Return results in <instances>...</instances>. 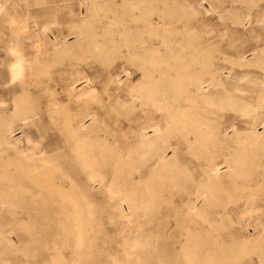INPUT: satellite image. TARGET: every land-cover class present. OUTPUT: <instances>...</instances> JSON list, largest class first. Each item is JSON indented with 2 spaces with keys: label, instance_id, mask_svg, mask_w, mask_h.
<instances>
[{
  "label": "rangeland",
  "instance_id": "1",
  "mask_svg": "<svg viewBox=\"0 0 264 264\" xmlns=\"http://www.w3.org/2000/svg\"><path fill=\"white\" fill-rule=\"evenodd\" d=\"M230 1L116 0L98 17L94 0H0V114L14 144L1 147L2 192L10 193L5 174L18 166L17 152L35 146L83 210L68 217L66 201H42L16 172L14 203L0 206V264H264V177L258 188L254 180L264 154L251 144L244 152L242 139L253 115L243 116L244 102L264 111V0L251 9ZM147 9L166 25L126 30L148 39L134 48L120 19ZM71 123L78 139H69ZM256 129L263 134L262 123ZM143 136L157 139L159 153H146ZM98 145L108 158L92 180L81 157ZM209 166L219 179L209 180ZM199 192L203 215L189 208Z\"/></svg>",
  "mask_w": 264,
  "mask_h": 264
},
{
  "label": "bare ground",
  "instance_id": "2",
  "mask_svg": "<svg viewBox=\"0 0 264 264\" xmlns=\"http://www.w3.org/2000/svg\"><path fill=\"white\" fill-rule=\"evenodd\" d=\"M208 1V0H207ZM202 2H204V1H202ZM232 4L233 3H235V2H241L242 3V5H241V8H243V6L245 7V8H248V9H251L252 8V6L253 5H256V0H231L230 1ZM37 3V2H36ZM92 3V2H91ZM94 3H95V5H96V12H97V16L98 17H106L107 15H108V8H107V6H112L111 4H113V5H116L117 4V2H116V0H94ZM199 3V2H198ZM167 5V4H166ZM198 5H200V4H198ZM211 5H212V3H211ZM126 6V5H125ZM124 6V7H125ZM203 6V5H202ZM213 6V5H212ZM59 7V6H58ZM92 7V6H91ZM126 9V8H125ZM61 10V9H60ZM57 11H59V10H57ZM126 11V10H125ZM110 12V11H109ZM114 12V11H113ZM163 12V11H162ZM118 14V13H117ZM244 14V13H243ZM247 17L250 15V12L248 13V14H245ZM55 16H57V15H55ZM128 16V15H127ZM94 17V16H93ZM122 17H123V15H122ZM251 17V16H250ZM124 18V17H123ZM165 15H162V13H156V12H154L152 9H147V11H145V12H141V14H139V15H136V14H132L131 15V18H129V19H120V23L122 24V26H124V32L126 33V30H131V29H134V30H136V31H153V30H155V28H157V27H159V26H162V25H166V22H165ZM249 19V18H248ZM116 20V19H115ZM100 21V20H99ZM251 21V20H250ZM47 24V23H46ZM55 24H57L56 22H55ZM118 24V23H117ZM141 24H143L144 26H142ZM59 25V24H58ZM113 25V24H112ZM155 25H157V26H155ZM159 25V26H158ZM42 26V25H41ZM45 27V26H44ZM49 27V26H48ZM122 29H123V27H122ZM160 32V31H159ZM125 33H124V35H125ZM155 33H156V31H155ZM79 34V33H78ZM126 35H127V33H126ZM59 38V37H58ZM113 38V37H112ZM119 38V37H118ZM153 38H155V34L153 35ZM165 38V37H164ZM18 39V38H17ZM21 40V39H20ZM55 40H57V39H55ZM114 40V39H113ZM116 40V39H115ZM125 40L127 41V42H129V44L130 45H132L134 48L135 47H137L138 46V43H139V45H142L144 42H146L148 39L147 38H145V37H136V36H134V35H132V34H128L127 36H126V38H125ZM257 41H258V39H257ZM54 42V41H53ZM113 43V42H112ZM115 43V42H114ZM124 43H126V42H124ZM152 43V42H151ZM22 44V43H21ZM56 45V44H55ZM126 45V44H125ZM124 45V46H125ZM41 46V45H40ZM105 46V45H104ZM103 46V47H104ZM123 46V47H124ZM129 46V45H128ZM144 46V45H143ZM153 46V45H152ZM156 46V45H155ZM10 46H8V48H9ZM42 47V46H41ZM98 47V46H97ZM122 47V46H121ZM154 47V46H153ZM157 47V46H156ZM7 48V47H6ZM36 48H38V47H36ZM128 48V47H127ZM133 48V49H134ZM257 48V46H255L253 49H256ZM260 48V47H259ZM13 49V48H12ZM28 49V48H27ZM39 49V48H38ZM103 49H105V48H103ZM131 49V48H130ZM132 49V50H133ZM141 49H145V48H141ZM150 50V48H147V50ZM152 49V48H151ZM155 49V48H154ZM97 50V49H96ZM129 50V49H128ZM135 50V49H134ZM133 50V51H134ZM93 51V50H92ZM136 51H138V50H136ZM156 51V50H155ZM159 51V50H158ZM29 52H30V50H29ZM130 52V51H129ZM148 52V51H147ZM151 52V51H150ZM149 52V53H150ZM153 52V51H152ZM252 52V51H251ZM9 53V52H8ZM60 53V52H59ZM10 54V53H9ZM29 54V53H28ZM41 55V54H40ZM39 55V56H40ZM135 55H136V53H135ZM151 55H153V53H151ZM159 55V54H158ZM130 56V55H129ZM128 56V57H129ZM147 56V55H146ZM211 56V55H210ZM213 56H215V55H212V57ZM38 57V56H37ZM232 57V56H231ZM245 57V56H244ZM35 58H36V56H35ZM170 58V57H169ZM255 58V57H254ZM257 58V57H256ZM210 59H211V57H210ZM243 60V59H242ZM127 61V60H126ZM132 61V60H131ZM226 61V60H225ZM235 63V62H234ZM259 66H260V68H262L263 70H264V58H263V61H260L259 62ZM205 66V65H204ZM39 68H41V67H39ZM140 68V67H139ZM14 69V68H13ZM145 69V68H144ZM186 70V69H185ZM1 71V70H0ZM14 71L16 72V69H14ZM18 71H20V70H18ZM223 71H226V70H223ZM229 72V71H228ZM225 73V72H224ZM10 74V73H9ZM12 80V79H11ZM81 80V79H80ZM194 80H196V79H194ZM210 82V81H209ZM151 83V82H150ZM261 84H262V86H263V89H264V79L261 81ZM72 86V85H71ZM73 87H75V86H73ZM200 89V88H199ZM202 89V88H201ZM200 89V90H201ZM2 90V89H1ZM200 90H198V91H200ZM2 93H3V91H2ZM261 93V92H260ZM262 93H264V92H262ZM22 94V93H21ZM82 94H84V92H82ZM260 96V95H259ZM261 98V97H260ZM258 101H259V99H258ZM250 103V102H249ZM258 104V103H257ZM248 103L247 102H244V107H243V116H248V115H250V113H252L253 112V115H252V120H251V127H252V130H250V132H248L249 130H247V132L248 133H246L244 130H243V132H245L243 135H242V139H245L244 140V152H246L247 150H249V148H248V146H250V144L254 147V148H257V150H258V152H262V153H258V154H264V141L263 140H261V139H264V131H263V134H260V133H258L257 132V129H256V126H257V123L258 122H260V123H262L263 124V126H264V111H261V112H259V111H257L256 110V108H250V106L248 107ZM255 106V105H254ZM253 106V107H254ZM259 106V105H258ZM256 107V106H255ZM17 108H22L21 110H23V107H22V105H19V104H17ZM259 109V108H258ZM11 112H12V110H11ZM130 115V114H129ZM90 116V115H89ZM130 117V116H129ZM27 118H29L28 116H24L23 117V119L24 120H26ZM92 119L93 120H95L96 119V114H92ZM28 120V119H27ZM243 122H250L249 120H247V119H243ZM80 125V124H79ZM70 127L67 129V133H68V135H69V139H78V138H76V136L79 134L78 133V130H77V128L75 127V125L74 124H70L69 125ZM82 126V125H81ZM81 126L79 127V128H81ZM260 126V125H259ZM262 126V125H261ZM88 127V126H87ZM155 127V126H154ZM133 128V127H132ZM150 128V127H149ZM152 128V127H151ZM88 129V128H87ZM146 129V128H145ZM155 129V131L157 130V128H154ZM147 130V129H146ZM9 131H11V129H10V124L8 125V123H7V121H5V120H3L2 119V117H1V114H0V173H1V167H2V159H3V157H2V151H4L3 150V148H1L2 147V145L3 144H5V145H8V147H7V149L8 148H13L14 147V144L10 141V139H9V136H8V133H9ZM145 131V130H144ZM242 131V130H241ZM158 132V131H157ZM158 133H160V132H158ZM239 133V132H238ZM151 134V133H150ZM153 134H154V132H153ZM156 134V133H155ZM163 134H165V133H163ZM162 134V135H163ZM140 135H141V132H140ZM169 135V134H168ZM240 135V134H239ZM148 136V135H147ZM154 136V135H153ZM157 136V135H156ZM14 137V136H13ZM139 137V136H138ZM142 137V136H141ZM144 138L142 139V144H143V146H144V148H145V151H146V153H148V154H151V155H154V154H157V153H159V149H160V147H159V145H158V143H157V139H155L154 137H153V139H151V138H146L145 136H143ZM151 137V136H150ZM164 137V136H163ZM167 138V137H166ZM163 140V139H162ZM162 140H161V142H162ZM13 141V140H12ZM59 141V140H58ZM22 142V141H21ZM166 142V141H165ZM56 143V142H55ZM55 143H53V144H55ZM94 143V142H93ZM22 144V143H21ZM168 144H170L169 142H168ZM190 144H191V142H190ZM29 145V144H28ZM52 146V145H51ZM93 146V145H92ZM166 146V145H165ZM24 147V146H23ZM97 147V146H96ZM177 146H175V147H173V148H176ZM20 148V147H19ZM47 148H48V146H47ZM191 148H193L192 146H191ZM83 149V148H82ZM72 150V149H71ZM91 150L92 149H90L89 150V152H90V155H85V156H83V157H81V161L83 162V164L84 165H87V166H89V168L91 167L92 169H91V171H90V173H89V178H91L92 180L93 179H95V177L96 176H98V173H97V165L99 166V161L98 160H101V159H106L105 158V156L107 157V155H105L104 156V153H103V148L102 147H100L99 145H98V147H97V150H96V152H91ZM176 150V149H175ZM253 150V149H252ZM6 151V150H5ZM41 151H43L42 149H41ZM84 151V150H83ZM93 151V150H92ZM121 151V150H120ZM174 151V150H173ZM85 152V151H84ZM17 153H19V154H21V158H20V160H17V161H15V163H14V161L12 162H10V164H16L17 162H18V166H16L15 167V171H14V169L13 170H10L9 171V173H6L5 174V177H6V179H8V181H10L9 183H10V188H8L9 189V192L11 193V191H12V189L14 188V186H13V183H12V181L14 182L16 179V174L18 173V174H20V175H18V178H19V176H21V174H27V176H29L28 178H29V180H30V182L32 183V184H34V185H36V186H38L40 189H41V198H42V201H48V200H50V199H54V200H56L57 202H59V203H63V202H65L66 201V209H67V212H66V215L68 216V217H73V218H81L82 217V214H83V210L81 209V208H79V204H80V198L78 197V196H76V195H74V194H72V193H69V192H67L66 190H65V188H64V185H63V183L61 182V181H57L56 180V178L54 177L55 176V174H54V176L51 174L52 172H49V171H47L46 170V168L44 167V163L46 162V157L44 156V155H39L38 156V152L36 151V148H35V146H32L31 148H29V149H25V150H20L19 152H17ZM103 155H102V154ZM120 153V152H119ZM175 153V152H174ZM173 153V154H174ZM4 154V153H3ZM18 155V154H17ZM121 155V154H120ZM69 156V155H68ZM258 156H260V155H258ZM122 158H124L123 156H121ZM167 156L165 155V152H162L161 154H160V156H159V165H158V167H166V166H168V164H169V160L166 158ZM171 157V156H170ZM108 158V157H107ZM121 158V159H122ZM65 159V158H64ZM119 159V158H118ZM120 160V159H119ZM118 160V161H119ZM145 160V159H144ZM168 160V161H167ZM102 161V160H101ZM116 161V160H115ZM124 161V160H123ZM59 162V161H58ZM77 162H79V159H78V161ZM47 163V162H46ZM176 163V162H175ZM234 163V162H233ZM237 163H239L238 161H237ZM236 163V164H237ZM117 164H118V162H117ZM119 164H121V163H119ZM118 164V165H119ZM61 165V164H60ZM80 165V164H79ZM115 166H116V164H114ZM123 165H125V164H123ZM142 165V164H141ZM255 165H256V163H255ZM259 165V164H258ZM54 166H56V165H54ZM104 166V165H103ZM121 166V165H120ZM177 166V165H176ZM207 166V165H206ZM217 166H219V165H217ZM230 166V165H229ZM119 167V166H118ZM221 167V166H220ZM88 168V167H87ZM183 168V167H182ZM51 169V168H50ZM53 170H54V168H52ZM62 169V168H61ZM133 169V168H132ZM165 169V168H164ZM179 169V168H178ZM231 169V168H230ZM229 169V170H230ZM239 169H240V174L244 177V179H248V177L249 178H251L250 176H249V174H250V172H249V170L247 169V166H246V162H240V165H239ZM251 169V168H250ZM18 170V171H17ZM252 170V169H251ZM258 169H256V171H257ZM134 171H136V170H134ZM219 169L218 168H216V167H214L213 168V166H209V170H208V177H209V180H212V181H214V180H217V179H219ZM17 172V173H16ZM98 172H101L100 170L98 171ZM130 172H132V171H130ZM155 172V171H154ZM185 172V171H184ZM103 173V172H102ZM139 173V172H138ZM254 173V172H253ZM257 172H255V174H256ZM63 174V173H62ZM61 174V175H62ZM131 174V173H130ZM65 175V174H64ZM252 175V174H251ZM66 176V175H65ZM154 176V175H153ZM242 176H241V178H242ZM63 177V176H62ZM70 177V176H69ZM159 177H161V176H159ZM262 177H264V171H259L258 172V174H257V176H256V178L254 179L255 180V182H256V184L258 185L257 186V188L259 187V185H263V181L262 180H260V179H258V178H262ZM98 177H96V179H97ZM147 178V177H146ZM145 177L143 178V180L144 179H146ZM153 178V177H152ZM240 178V179H241ZM70 179V178H69ZM75 179V178H74ZM114 179V178H113ZM151 179V178H150ZM149 179V180H150ZM0 180H1V175H0ZM71 180V179H70ZM139 180H140V178H139ZM142 180V179H141ZM156 180H158V179H156ZM172 180V179H171ZM253 179H252V181H254ZM85 181V180H84ZM95 181V180H94ZM93 181V182H94ZM148 181V180H147ZM70 182V181H69ZM96 182V181H95ZM221 182V181H220ZM247 182H249V181H247ZM87 183V182H86ZM100 183L101 184H105L109 189H110V191L111 190H113V188H114V183H113V181H105V177H104V175L102 174L101 175V177H100ZM138 183V182H137ZM174 183V182H173ZM246 183V182H245ZM250 183H252V182H250ZM71 184V183H70ZM146 183L144 182V185H145ZM90 185V184H89ZM94 185V184H93ZM250 185V184H249ZM74 186V185H73ZM206 186V185H205ZM91 187V186H90ZM146 187V186H145ZM150 187V185L148 186V188ZM252 187V186H251ZM254 188H255V186H253ZM107 188V189H108ZM147 188V189H148ZM256 188V189H257ZM11 189V190H10ZM23 189H24V187H23ZM28 189V188H27ZM93 189V188H92ZM91 189V190H92ZM146 189V188H145ZM149 189H151V188H149ZM251 189V188H250ZM115 190V189H114ZM253 190V189H252ZM258 190V189H257ZM209 191V190H208ZM214 191V190H213ZM244 191V190H243ZM249 191V190H248ZM214 192H216V191H214ZM10 193H7V192H2V189H1V186H0V206L2 207V206H4V208L5 207H9V206H12V204L14 203V201H13V198H12V193L10 194ZM43 193V194H42ZM127 193V192H126ZM256 193H257V191H256ZM258 193H259V191H258ZM251 194V193H250ZM247 195V194H246ZM254 195L255 194H253V196H252V198L254 197ZM32 196H34V198H35V196H38L37 194H32ZM204 197V199H206L207 197V195H205V193H198V194H196V196H195V198H190L189 199V208H190V210L193 212V213H195V214H198V215H203V213H202V210L201 209H199V208H197V204H196V202H197V200L200 198V197ZM132 197H134V195L132 196ZM124 198V197H123ZM148 199H150V197L148 198ZM254 199V198H253ZM125 200V199H124ZM131 200H133L131 197H129L128 199H127V201H131ZM187 203V202H186ZM136 204V203H135ZM200 204V203H199ZM128 205V204H127ZM129 205H131V204H129ZM133 206V205H132ZM129 208V207H128ZM201 208V207H200ZM124 211V210H123ZM124 213V212H123ZM91 214V213H90ZM126 214V213H125ZM143 215V214H142ZM126 217V216H125ZM128 217V216H127ZM126 217V218H127ZM131 217V216H130ZM26 218H27V216H26ZM129 218V217H128ZM81 226H83V225H81ZM80 226V227H81ZM72 228V227H71ZM70 227L68 228V230H70L71 229ZM77 229H78V227H77ZM8 232H9V230H8ZM78 232V231H77ZM81 232H82V230H81ZM79 235V234H78ZM80 237V236H79ZM4 238L6 239V241H7V243L8 244H10V245H13V241H12V239H11V237H9V236H4ZM81 238V237H80ZM84 238V237H83ZM161 238V237H160ZM15 239V238H14ZM13 239V240H14ZM0 240H1V238H0ZM76 240V239H75ZM83 240V239H82ZM17 241V240H16ZM2 242H4V241H2ZM82 242V241H81ZM204 243V242H203ZM3 244V243H2ZM81 244V243H80ZM15 245V244H14ZM13 245V246H14ZM17 245V244H16ZM196 245V244H195ZM21 246V245H20ZM193 246V245H192ZM7 247V246H6ZM163 248H165V249H169L170 248V245H168V244H163V246H162ZM81 248V247H80ZM9 249V248H8ZM243 249V248H242ZM241 249V250H242ZM245 249V248H244ZM259 249V248H258ZM13 250V249H12ZM17 250H18V248H17ZM187 250V249H186ZM236 251H237V249H236ZM239 251H240V249H239ZM198 252V251H197ZM244 252V251H243ZM19 253V252H18ZM195 253V252H194ZM222 253V252H221ZM231 253V252H230ZM262 253H264V252H262ZM239 254V253H238ZM236 255H237V253H236ZM241 255V254H240ZM228 256H229V254H228ZM239 256V255H238ZM237 256V257H238ZM189 257V256H188ZM230 257V256H229ZM232 257V256H231ZM236 257V258H237ZM56 258V260L58 261V262H62L61 261V258L60 257H55ZM76 259V258H75ZM263 259V258H262ZM0 260H1V258H0ZM53 260H54V258H53ZM7 261V260H6ZM73 261H75V260H73ZM192 261V260H191ZM223 261V260H222ZM226 261V260H225ZM9 262H11V261H9ZM8 262V263H9ZM212 262V261H211ZM220 262V261H219ZM234 262V261H233ZM263 262V261H262ZM6 263V262H5ZM53 263H55V262H53ZM73 263V262H72ZM71 263V264H72ZM241 263V262H240ZM264 263V262H263ZM7 264V263H6ZM60 264V263H59ZM221 264V263H220ZM224 264V263H223ZM229 264V263H228ZM237 264V263H236Z\"/></svg>",
  "mask_w": 264,
  "mask_h": 264
}]
</instances>
